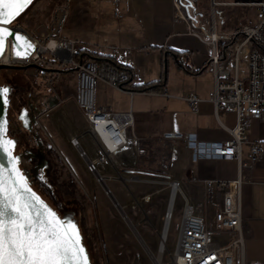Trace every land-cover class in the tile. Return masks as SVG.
I'll return each mask as SVG.
<instances>
[{
  "label": "crops",
  "instance_id": "0c3cea01",
  "mask_svg": "<svg viewBox=\"0 0 264 264\" xmlns=\"http://www.w3.org/2000/svg\"><path fill=\"white\" fill-rule=\"evenodd\" d=\"M120 1L122 20L114 18L112 0H71L70 16L62 33L63 38L75 41L78 52L111 57L133 72L132 83L123 90L100 82L97 105L115 112H131L133 131L142 140V150L140 154L125 150L118 156L120 165L104 166L101 174L107 178L109 189L119 198L123 195L118 194L122 188L118 183L125 187L124 182H127L128 188L138 196L143 189L142 183L155 179L171 187L168 209L171 195L176 197L177 193V197H186L191 203H203L207 192L204 183L234 180L237 163L226 160L194 163L191 151L184 143L164 140L163 134L176 130L195 133L202 141H224L229 139L227 129L236 125V116L224 112L217 115L213 104L208 101L214 87V76L207 67L208 50L190 33L191 23L178 16L176 0ZM49 20L50 13L40 10L36 15V26L29 25L24 29L31 36L38 37L47 32ZM202 20L199 17L198 23L201 24ZM56 76L59 85L71 78L60 73ZM191 95L200 99L197 114L192 113L187 101ZM57 101L40 121L49 112L65 108L58 116L61 125L81 124L80 120H72L66 115L70 111L83 120L74 100L69 99L66 104ZM82 130H73L63 136L57 126H51L50 133L66 145ZM248 134L252 141L262 143L264 149V119L253 121ZM249 152L250 147L245 144V159ZM137 159L141 160V165L134 166ZM174 182L178 184L176 194H172ZM218 196H221L219 191ZM241 203L247 237L245 264H264V152L253 171L252 181L242 187ZM213 211L214 206L209 205L207 215L210 222ZM152 221L154 223V218ZM131 226L137 229L135 225Z\"/></svg>",
  "mask_w": 264,
  "mask_h": 264
},
{
  "label": "built area",
  "instance_id": "2783aa9c",
  "mask_svg": "<svg viewBox=\"0 0 264 264\" xmlns=\"http://www.w3.org/2000/svg\"><path fill=\"white\" fill-rule=\"evenodd\" d=\"M71 0H60L50 14L47 32L38 37L31 36L36 51L28 58H13L10 54L3 62L7 66L37 65L55 73L44 74L32 69L41 80L53 84L56 74L72 75L76 80L74 101L81 111L87 129L85 133L70 139L84 161L86 171L95 176L98 183L106 184L101 174L102 167L120 165L119 155L125 150L141 153L142 140L134 131L131 112L120 113L97 105V90L100 82L119 90L123 73L95 59H75V41L62 37L70 16ZM177 4L178 1L176 0ZM222 3L224 6L240 5L260 12L257 25H245L232 32L218 29L215 10L220 6L213 3V17L208 28L191 23L190 33L202 42L208 50L207 67L214 76V87L208 101L215 113H234L236 125L227 129L229 139L224 141H202L195 133L171 130L163 134L167 141H180L191 151L192 161L226 160L237 163V177L231 181H206V198L203 203L194 204L184 198L181 226L172 255L173 264H245L246 232L242 217L241 194L244 184L252 181V174L263 156V145L251 140L248 129L255 120L264 119V0H235ZM113 15L122 20L120 0H112ZM214 19V22H213ZM187 20V19H186ZM192 113L199 112L200 99L196 95L187 98ZM88 136V142L83 139ZM248 145V158L243 156V146ZM132 165V164H131ZM134 166L141 165L137 159ZM195 180V179H193ZM176 184L177 183H172ZM218 191L221 196H218ZM106 195L113 196L108 188ZM166 213L164 227L173 218ZM214 206L211 222L207 207ZM127 219V217L125 218ZM155 230L158 231V228ZM168 228V234H169ZM225 237L223 242L215 236ZM168 241V237L167 240ZM167 245V243H166Z\"/></svg>",
  "mask_w": 264,
  "mask_h": 264
},
{
  "label": "rangeland",
  "instance_id": "374dc122",
  "mask_svg": "<svg viewBox=\"0 0 264 264\" xmlns=\"http://www.w3.org/2000/svg\"><path fill=\"white\" fill-rule=\"evenodd\" d=\"M59 1L60 0H57L56 4ZM193 1L197 5L198 12L203 14L201 24L197 23V25L202 27L206 26L208 28V22L213 17L212 8L215 1L220 4V6L216 7L214 16L217 27L221 31L232 32L245 25H257L260 20V12L257 9H250L240 5H222V3L236 4L235 0ZM40 10L51 14V1L45 0L38 8V11ZM120 12L122 13L121 8ZM36 15L37 13L31 17L32 23L26 24L23 27L26 28L29 27V25H34L35 27ZM24 76L28 78L31 87L41 95L52 96L55 100H58L57 102L63 101L65 104L69 99L74 100L76 80L72 75H67L71 78L67 79L62 85L57 84L56 75H51V78H54L52 85H50L49 82L41 80L31 70ZM62 111H65V108L55 109L46 114L40 122L41 125L46 128L47 134L79 180L90 200L93 217L96 223L97 238L99 240L104 263L156 264L154 258L161 257L162 264H173V258L172 255L168 253V249L174 251L176 246L181 226L184 198L182 196L176 198L173 218L169 228L168 241H166L167 247L162 256L161 254L159 256L161 248L160 234L164 229V215L168 209L171 187L165 185V182H161V180L147 179L151 181L142 183L143 189L137 196L128 188L127 182H124L125 187L123 183H118V185H122L121 192L118 194L120 195V193H122L123 196L119 198L120 196L117 197L113 194V197L119 203L120 209L117 208L111 196L106 195V189L103 184L98 183L96 177L86 171L84 161L80 158L78 151L69 143L63 145L55 134L50 133L51 126H57L63 136H66V134L69 135L73 130L80 132L83 129L81 134L85 133L87 126L84 118L81 120L77 114L70 113V111L67 113L65 112L66 115H69L72 120H80L82 125L76 122H73V126L70 127H67L65 124L61 125L58 116L62 114ZM73 112L76 111L74 110ZM87 142L88 136L83 139V143ZM106 185L108 187L107 182ZM113 185L116 186V183H113ZM148 197L149 200L146 201ZM211 210L213 209L211 208ZM123 213L129 220L125 219ZM153 218L155 224L152 221ZM132 224L137 227V230L131 226ZM153 225L158 228V231L155 230ZM167 228L168 225L165 228V234ZM224 238L225 237L218 235L215 236L216 241L219 242H223Z\"/></svg>",
  "mask_w": 264,
  "mask_h": 264
},
{
  "label": "water",
  "instance_id": "95a60500",
  "mask_svg": "<svg viewBox=\"0 0 264 264\" xmlns=\"http://www.w3.org/2000/svg\"><path fill=\"white\" fill-rule=\"evenodd\" d=\"M45 0H31L19 16L9 24L0 27L19 34L23 39L16 40L8 36L0 50V90L7 93L0 96V123L4 124V137L11 141V155L0 149V166L15 176L18 171L27 187L39 197L65 227L75 225L80 237V244L87 257V264H105L97 229L93 217L90 200L83 190L79 180L65 162L58 148L41 125L40 118L48 110H32L25 99V88L9 72H21L37 69L44 74L55 73L54 70L44 69L37 65L19 67L7 66L3 62L9 56L13 58H28L36 51V45L30 34L23 26L32 23L31 17ZM51 1V10L57 0ZM191 20L198 23L203 14L198 12L193 0H177ZM30 44L31 47H27ZM15 165V167H13ZM107 190L108 187L105 186ZM116 207L119 203L116 201ZM124 217L127 216L123 213Z\"/></svg>",
  "mask_w": 264,
  "mask_h": 264
},
{
  "label": "snow or ice",
  "instance_id": "6c2138e0",
  "mask_svg": "<svg viewBox=\"0 0 264 264\" xmlns=\"http://www.w3.org/2000/svg\"><path fill=\"white\" fill-rule=\"evenodd\" d=\"M31 0H0V24H9ZM8 36L19 34L0 27V50ZM27 47H31L27 44ZM7 89L0 90V96ZM0 123V149L10 152ZM15 167V165H13ZM0 264H87L75 225L65 227L55 213L27 187L17 171L5 176L0 166Z\"/></svg>",
  "mask_w": 264,
  "mask_h": 264
},
{
  "label": "flooded vegetation",
  "instance_id": "af4514ba",
  "mask_svg": "<svg viewBox=\"0 0 264 264\" xmlns=\"http://www.w3.org/2000/svg\"><path fill=\"white\" fill-rule=\"evenodd\" d=\"M28 71L21 72H9V75L12 78H16L25 88V99L28 102V105H32V110L47 109L49 110L51 106H55V99L52 96L39 94L33 87L29 84L28 78L24 76Z\"/></svg>",
  "mask_w": 264,
  "mask_h": 264
},
{
  "label": "trees",
  "instance_id": "16d2710c",
  "mask_svg": "<svg viewBox=\"0 0 264 264\" xmlns=\"http://www.w3.org/2000/svg\"><path fill=\"white\" fill-rule=\"evenodd\" d=\"M75 59L78 61H83L86 59H95L102 64L109 65L113 70L118 73L122 72L124 75L121 78V86L126 88L129 84L132 83L133 80V72L132 69L128 66L118 64L114 59L108 56L102 55H93L90 53L77 52Z\"/></svg>",
  "mask_w": 264,
  "mask_h": 264
},
{
  "label": "bare ground",
  "instance_id": "6f19581e",
  "mask_svg": "<svg viewBox=\"0 0 264 264\" xmlns=\"http://www.w3.org/2000/svg\"><path fill=\"white\" fill-rule=\"evenodd\" d=\"M219 5H220V4H219ZM182 8H183V7L180 6V4L178 3V4H177V14H178L179 17H181V18H185V19L188 20V17H187L186 11H185L184 8H183V11H181ZM105 186H106V185H105ZM105 186H104V187H105ZM172 191H173L172 194H176V193H177V191H178V186H177L176 184H172ZM172 197H173V195H172ZM111 199H112L113 203L115 204V203H116V200H115L114 198H111ZM174 199H175V197H173V199L171 198V200H172L171 209H170V211H169V209H168V212H169V213L167 212V214H168L169 217L171 216V214H172V212H173L172 209H173ZM117 208H119V207H117ZM169 208H170V202H169ZM119 209H120V208H119ZM126 220H129V218L127 217ZM167 225H168V228H169V222H167V224L165 225V227H164L162 233L160 234V238H161V248H160L159 256H160V254H161V256H162V254H163L165 248L167 247V245H166V240H167V237H168V228H167V232H166V234H165V228H166ZM136 230H137V229H136ZM154 260H155V263H156V264H162L161 257H158V258L155 257Z\"/></svg>",
  "mask_w": 264,
  "mask_h": 264
}]
</instances>
